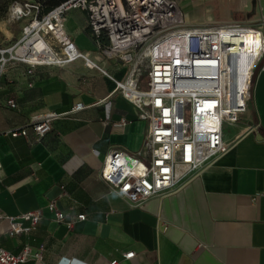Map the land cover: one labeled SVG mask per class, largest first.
<instances>
[{"label":"crops","instance_id":"crops-1","mask_svg":"<svg viewBox=\"0 0 264 264\" xmlns=\"http://www.w3.org/2000/svg\"><path fill=\"white\" fill-rule=\"evenodd\" d=\"M202 1H181L191 24L197 20L189 16L190 2ZM217 13H204L202 25L238 22L264 36V0H217ZM64 29L97 67L78 59L27 75L25 65L9 63L0 75V214L42 213L34 229L14 236L0 221V248L17 254L27 244L40 251L41 259L21 264H264V70L253 75L250 120L257 129L233 139L242 127L232 128L225 153L134 206L98 176L108 151L135 153L148 129L135 107L112 93V79H124L129 66L100 53L85 12L68 11ZM77 103L84 108L53 121L41 139L31 131L26 138L10 134L35 114ZM51 200L66 219L85 220L71 229L56 222L46 208ZM127 251L132 258H123Z\"/></svg>","mask_w":264,"mask_h":264},{"label":"built area","instance_id":"built-area-1","mask_svg":"<svg viewBox=\"0 0 264 264\" xmlns=\"http://www.w3.org/2000/svg\"><path fill=\"white\" fill-rule=\"evenodd\" d=\"M181 1L186 0H63L43 12L39 0H12L7 10L11 21L27 19V23L13 45L0 47V75L9 63L25 65L27 75L35 67H63L78 59L88 68L97 67L65 32L66 14L72 9L85 12L100 53L129 66L124 79H112V93L129 101L138 118L148 121V129L135 153L108 151L98 176L134 206L225 153L232 143L225 140V130L241 126L235 139L258 127L250 118L253 75L259 66L264 70L261 29L238 22L191 24ZM242 66H250V73L240 79ZM4 104L16 107L13 99ZM83 108L77 103L65 112L35 114L26 127L10 134L26 138L31 131L41 139L53 121ZM46 208L69 229L86 218L79 214L66 219L54 200ZM41 216L38 209L17 217L0 214V221L8 223L7 233L14 236L34 229ZM133 255L127 251L123 258ZM29 259H41L40 251L27 244L17 254L0 248V264Z\"/></svg>","mask_w":264,"mask_h":264},{"label":"rangeland","instance_id":"rangeland-1","mask_svg":"<svg viewBox=\"0 0 264 264\" xmlns=\"http://www.w3.org/2000/svg\"><path fill=\"white\" fill-rule=\"evenodd\" d=\"M11 0H0V47H8L13 45L21 37V29L27 23V19H22L13 22L8 16V6ZM196 2V1H195ZM191 9H188L191 20L195 18V25H202L203 14H214V17H219L217 13V0H203L197 5L192 4ZM245 18V17H243ZM228 131V130H227ZM225 133L229 134L230 131Z\"/></svg>","mask_w":264,"mask_h":264},{"label":"trees","instance_id":"trees-1","mask_svg":"<svg viewBox=\"0 0 264 264\" xmlns=\"http://www.w3.org/2000/svg\"><path fill=\"white\" fill-rule=\"evenodd\" d=\"M12 1V0H11ZM43 4V12L48 11L63 0H39Z\"/></svg>","mask_w":264,"mask_h":264},{"label":"bare ground","instance_id":"bare-ground-1","mask_svg":"<svg viewBox=\"0 0 264 264\" xmlns=\"http://www.w3.org/2000/svg\"><path fill=\"white\" fill-rule=\"evenodd\" d=\"M240 73H239V77L240 79H243L244 77H247V75L250 73V66L244 67L242 66L239 69Z\"/></svg>","mask_w":264,"mask_h":264},{"label":"snow or ice","instance_id":"snow-or-ice-1","mask_svg":"<svg viewBox=\"0 0 264 264\" xmlns=\"http://www.w3.org/2000/svg\"><path fill=\"white\" fill-rule=\"evenodd\" d=\"M165 171H167V169H165Z\"/></svg>","mask_w":264,"mask_h":264}]
</instances>
